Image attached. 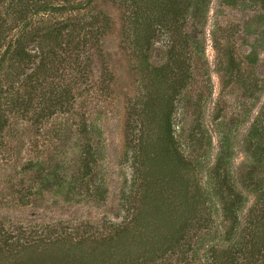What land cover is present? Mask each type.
<instances>
[{"label": "rangeland", "instance_id": "1", "mask_svg": "<svg viewBox=\"0 0 264 264\" xmlns=\"http://www.w3.org/2000/svg\"><path fill=\"white\" fill-rule=\"evenodd\" d=\"M143 2L147 21L160 0ZM59 3L25 21L72 31V47L0 101V249L15 261L51 240L50 257L74 264H220L225 185L241 196L239 227L264 214V137L252 136L264 135V0H180L185 13L161 29L132 25L131 0ZM164 74L183 88L171 93ZM168 94L188 167L154 175L141 151L159 143L164 113L151 104ZM194 194L206 205L189 224ZM237 238L253 255L247 264H264V246Z\"/></svg>", "mask_w": 264, "mask_h": 264}, {"label": "trees", "instance_id": "2", "mask_svg": "<svg viewBox=\"0 0 264 264\" xmlns=\"http://www.w3.org/2000/svg\"><path fill=\"white\" fill-rule=\"evenodd\" d=\"M69 1L70 0H0V7L1 3L4 7L0 8V101L3 99L2 96L7 97L8 94H13L14 96L15 80L39 79L43 74L44 69H46L47 64L49 65V61L47 60L49 57L52 59V55H55L58 52V49L62 48L64 44L65 46L72 47L69 42L71 39H74L75 36H73L72 31L65 33L62 28L60 31V29H57L52 25H47L46 27L41 26L40 31L42 32H40L38 28H32L30 23L25 21L28 19V16L32 11H35L36 14H40L58 9L60 10L62 8H60L61 4L59 2L66 4V2ZM131 1L136 2L139 7L137 10H133V14L131 15V24L136 25L137 27L142 24L145 26H154L156 29L160 27L161 29L162 27H166L165 24L169 16L172 15V19H178L185 13L184 7L179 5L180 0H164V2L160 0L159 7L153 12V17L150 18L151 20L147 19V21H151V23H149L145 18L147 16V5H144L143 0L140 2L139 0ZM152 1L153 0H151V2ZM29 25L30 28H28ZM65 27H69V25ZM19 28H21V32L16 31ZM143 31L142 34H139V44L141 45V48L145 46L143 51L145 52L147 49L145 43L147 42L150 44V39L153 34H151L147 27L144 28ZM155 31L156 30H154V33ZM12 32H14L13 35L11 34ZM67 35L69 38H64ZM31 43L38 44L35 53L29 48ZM66 48L67 47H65V50ZM32 62L35 63L34 65H36V68L31 69L30 72L28 68ZM164 75L166 76V79H168L164 82L165 87L170 92L171 90L169 88L172 90L183 88L181 81H174L175 83H171L168 74ZM156 77H158V80H162V74L159 76L156 74ZM8 81L9 84L5 86L4 84ZM167 81H169V85ZM166 96L167 97L164 98L165 100L155 101V105L154 103L151 104V106L157 107L155 111L161 113V110L162 114L164 113V124L162 123V125H158V130L155 132V138H157L159 143L155 148L150 144L148 148L141 151L143 154L145 153L149 155V172L152 171L154 175L158 172L173 174L172 172H176L182 167H188L186 164V158L180 153L177 147L178 140L175 139L174 130L172 129L175 97L173 94H168ZM162 102H165V104ZM26 107H28V105H26ZM0 117H3L1 103ZM258 135L264 137L260 131L259 134L258 132H254L252 136L253 138H256ZM225 186L230 193V199L226 200L224 207V212L229 223L226 224L225 231L219 236V238L225 237V239L228 240V244L224 248L228 254L226 258L219 257L217 261L220 264H247L249 263V260L251 261L253 255L246 252V246H248L246 239H235V235L240 233L243 236L244 232H247L253 239V246L255 245L257 249L260 250L264 246V239H262L257 227L259 230H263L264 214L259 215L252 220L254 227H239L237 207L241 196L234 192L233 185ZM197 194L187 195L185 199V202H188V205L186 208L184 207V217L187 215L189 224L196 220V218L193 217L195 212L198 214L200 210L203 211V207L206 205L201 197H197ZM186 226H188V224ZM55 245L56 243L52 244L51 240L45 241L41 244L38 243V245H32L28 247L30 253L26 256L25 253H22L25 249L19 250L20 253L18 254V259L15 261H12V259L9 260L4 253V250L0 249V264H74L73 261L62 257L59 259H53L50 257V249ZM215 248H213V251H216ZM255 260L259 261L258 259ZM253 264H260V262H255Z\"/></svg>", "mask_w": 264, "mask_h": 264}]
</instances>
